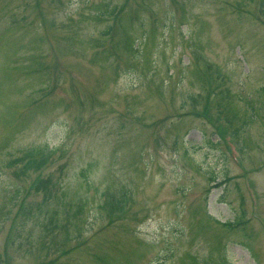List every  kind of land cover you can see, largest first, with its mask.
<instances>
[{"label":"rangeland","instance_id":"rangeland-1","mask_svg":"<svg viewBox=\"0 0 264 264\" xmlns=\"http://www.w3.org/2000/svg\"><path fill=\"white\" fill-rule=\"evenodd\" d=\"M50 262L264 264V0H0V264Z\"/></svg>","mask_w":264,"mask_h":264},{"label":"trees","instance_id":"trees-1","mask_svg":"<svg viewBox=\"0 0 264 264\" xmlns=\"http://www.w3.org/2000/svg\"><path fill=\"white\" fill-rule=\"evenodd\" d=\"M17 161L21 163L20 168L18 170V174L26 175L30 171H36V170L41 169L46 161V158L43 155H41L40 158L36 160L33 157V153H28L26 158L25 156H23V157L18 158L16 162ZM228 228H231V226H228Z\"/></svg>","mask_w":264,"mask_h":264}]
</instances>
